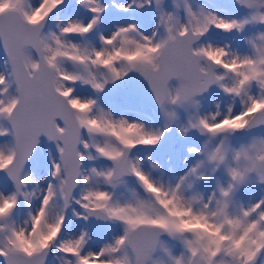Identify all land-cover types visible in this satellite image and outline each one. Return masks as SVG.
<instances>
[{
  "label": "snow or ice",
  "instance_id": "snow-or-ice-1",
  "mask_svg": "<svg viewBox=\"0 0 264 264\" xmlns=\"http://www.w3.org/2000/svg\"><path fill=\"white\" fill-rule=\"evenodd\" d=\"M230 2L0 0V264H264V0Z\"/></svg>",
  "mask_w": 264,
  "mask_h": 264
},
{
  "label": "rangeland",
  "instance_id": "rangeland-1",
  "mask_svg": "<svg viewBox=\"0 0 264 264\" xmlns=\"http://www.w3.org/2000/svg\"><path fill=\"white\" fill-rule=\"evenodd\" d=\"M117 2H120V0H117ZM208 7H210L213 11H219L222 15L232 16V15H240L241 13L234 8V6L231 5L230 0H202ZM223 9V11H221ZM139 16L140 14H136ZM107 18L119 21L125 17V14L115 12L114 9L109 8L107 13ZM254 29H249L248 32H252ZM247 34V33H246ZM222 39H228V37H224ZM237 43H239L240 38H236ZM217 99H219V94L214 93L213 94ZM143 112L148 114L152 119H156L155 112L147 107L146 104H144ZM191 136V135H190ZM188 137L185 140H180L176 135L175 132H173L170 136H167L165 138L164 144L158 148L153 150V159H159L160 163L164 166V169L166 170L165 179H169L172 176H176L179 174H182V172L185 170L187 165H181L180 160L184 156V147L187 145H193L199 146V142L197 138ZM171 156V168L173 171L171 173L167 172V169L169 168L168 164H164V157ZM141 157H143V153H141ZM192 159L189 158V164L192 163ZM158 175V174H156ZM203 187V185L201 186ZM256 195H259V192L257 191L255 193Z\"/></svg>",
  "mask_w": 264,
  "mask_h": 264
},
{
  "label": "water",
  "instance_id": "water-1",
  "mask_svg": "<svg viewBox=\"0 0 264 264\" xmlns=\"http://www.w3.org/2000/svg\"><path fill=\"white\" fill-rule=\"evenodd\" d=\"M144 104H146L151 110H154V108L151 106L150 100L147 97H145ZM190 137L196 138L195 134H191Z\"/></svg>",
  "mask_w": 264,
  "mask_h": 264
}]
</instances>
